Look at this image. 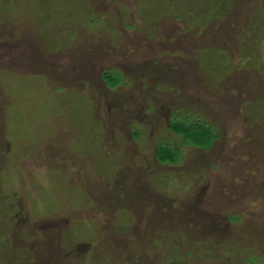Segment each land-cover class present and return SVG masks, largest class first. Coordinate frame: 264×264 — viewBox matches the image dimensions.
<instances>
[{
    "label": "rangeland",
    "instance_id": "obj_1",
    "mask_svg": "<svg viewBox=\"0 0 264 264\" xmlns=\"http://www.w3.org/2000/svg\"><path fill=\"white\" fill-rule=\"evenodd\" d=\"M0 264H264V0H0Z\"/></svg>",
    "mask_w": 264,
    "mask_h": 264
},
{
    "label": "trees",
    "instance_id": "obj_2",
    "mask_svg": "<svg viewBox=\"0 0 264 264\" xmlns=\"http://www.w3.org/2000/svg\"><path fill=\"white\" fill-rule=\"evenodd\" d=\"M101 77L109 89H115L125 83V79L118 71L106 72ZM169 132L179 139L182 146L202 151L210 150L219 139L216 130L210 125L189 118H178L176 115H173L170 122ZM139 136V133L135 134V138ZM156 151V159L160 165L174 167L183 159V151L178 145L170 142L159 143ZM232 221L236 222L235 218Z\"/></svg>",
    "mask_w": 264,
    "mask_h": 264
}]
</instances>
